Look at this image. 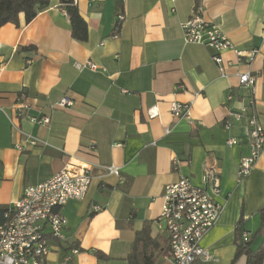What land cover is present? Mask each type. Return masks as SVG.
Instances as JSON below:
<instances>
[{"label":"crops","instance_id":"0c3cea01","mask_svg":"<svg viewBox=\"0 0 264 264\" xmlns=\"http://www.w3.org/2000/svg\"><path fill=\"white\" fill-rule=\"evenodd\" d=\"M76 1L88 24L85 41L73 37L59 0L30 22L21 13L20 25L0 27V220L27 186L70 160L87 163L90 189L62 208L65 239L51 240L48 263L129 264L136 232L149 221L152 235L168 248L155 264H172L168 236L156 223L164 187L181 175L201 184L206 165L216 163L221 193L215 198L223 212L202 243L214 255L209 264H232L238 222L251 240L264 206V153L248 176L238 175L241 158L250 153L247 116L225 126L232 110L255 98L264 127V0ZM196 11L218 24L236 48L256 55L240 58L225 50L231 65L223 76L212 48L184 40L182 22ZM120 12L123 21L117 20ZM88 60L107 71L77 67ZM244 72L256 75L254 88L239 84ZM22 93L28 114L50 115L49 125L16 118ZM65 95L74 105L53 107ZM172 100H194L192 118H175ZM155 104L160 115L149 119L147 109ZM230 138L237 142L228 144ZM111 164L120 167V176L107 173ZM263 244L264 235L255 237L254 247ZM235 264H246V257Z\"/></svg>","mask_w":264,"mask_h":264},{"label":"built area","instance_id":"2783aa9c","mask_svg":"<svg viewBox=\"0 0 264 264\" xmlns=\"http://www.w3.org/2000/svg\"><path fill=\"white\" fill-rule=\"evenodd\" d=\"M120 12L118 21L125 20ZM184 40L187 43L204 44L214 50L213 60L221 74L227 75L231 65L223 57L225 50H233L238 57L253 58L257 50H240L234 46L220 26L207 20L199 11L182 22ZM80 70L107 71L91 60L77 65ZM256 75L251 72L239 74V84L254 88ZM228 94V100L233 99ZM74 99L68 95L58 100L53 107L73 106ZM194 100L181 102L172 100L169 107L175 118H192ZM16 118L29 117L31 121L47 126L51 123L50 115L33 116L28 114L30 104L26 94L22 93L15 108ZM160 115L158 104L147 109V117L154 119ZM247 116L251 135L250 153L241 158L238 175L240 180L250 174L257 161L264 153V127L255 98L238 110H232L225 121L226 128ZM170 132V129L167 130ZM35 144V139H30ZM235 138L228 139L232 145ZM21 148V146H19ZM174 167H178L177 160ZM108 174L120 176V167L115 164L105 166ZM93 180L92 167L87 163L70 160L59 172L36 185L27 186L20 199L13 202L3 213L0 220V264H49L51 240H64L67 218L62 208L70 200L84 199ZM221 193V176L216 163L205 167L201 184L195 183L190 176L181 175L179 180L166 184L163 191L162 211L156 223L158 228L169 238L172 264H209L214 258L211 250L203 245V239L217 224L223 212V204L215 195ZM96 209H101L97 206ZM245 241L250 240L249 233H243ZM74 249L73 253H78Z\"/></svg>","mask_w":264,"mask_h":264},{"label":"trees","instance_id":"16d2710c","mask_svg":"<svg viewBox=\"0 0 264 264\" xmlns=\"http://www.w3.org/2000/svg\"><path fill=\"white\" fill-rule=\"evenodd\" d=\"M59 1L70 18L73 37L81 41L87 40L88 24L80 14L77 1ZM51 2L52 0H0V27L7 23L20 25L21 13H24L26 22H30L41 10L47 8ZM120 30L121 24L118 23L116 33L118 34ZM259 214L261 225L249 241L243 239L244 228L241 222H238L236 227L237 252L232 264H235L241 257H246V264H264V244L259 247L253 246L255 237L264 235V206L259 210ZM75 247L77 248V246ZM167 250L168 248L165 249L161 246L160 239L152 235L151 222L147 221L136 232L127 260L129 264H155L159 255ZM95 253L99 258L108 259V256L99 250Z\"/></svg>","mask_w":264,"mask_h":264}]
</instances>
